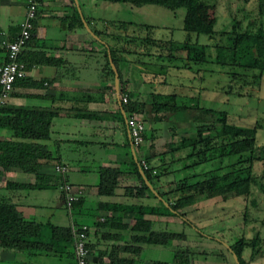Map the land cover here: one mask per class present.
<instances>
[{
    "label": "trees",
    "instance_id": "1",
    "mask_svg": "<svg viewBox=\"0 0 264 264\" xmlns=\"http://www.w3.org/2000/svg\"><path fill=\"white\" fill-rule=\"evenodd\" d=\"M102 1L126 4L135 8L143 5H155L170 11L184 8L185 13L190 7H198L201 9L208 5L203 0ZM253 1L255 2L258 15V23L254 27L252 24L244 27L239 22L240 20L232 18L227 29L225 26L223 29L214 30V19L212 18L208 23L207 29H201L200 31H185L182 29L184 33L182 38H173L171 36L172 31L165 27L162 28L168 34L165 35L163 33L160 34V37L154 38L152 37V31L156 27L144 23L120 22V28L125 29L126 32L134 24L140 30H143L144 35L140 37L142 45L140 50L125 47L130 42H127L128 39L123 36L124 31L120 32L122 35L118 33L117 35L111 33L107 35L114 44L103 42V39L100 37V35L105 34L102 31L103 29L91 30L87 19L83 16L80 19L76 8L73 9L70 15L69 27H82L81 20L83 19V22L90 29V32L95 36L96 40L101 41V46L104 47L102 51L103 63L100 69L102 81L112 82L113 78L107 55L117 73V92L121 112H116V118L121 120L122 115H125V118L127 116H136L143 122L144 130L142 133V141L137 149L132 148L134 159L132 158L130 161V167L128 169V174L134 177L137 186H125L124 191L135 199L142 197L155 199L153 205H141L140 203L129 206L100 204L105 210L120 212L115 215L116 217L108 216L104 218L99 223L100 226L116 223L114 227L123 230L128 229L133 233L130 239L137 244H143V246H170L172 241L185 242L186 235L183 232H170L153 228L154 221L158 220L159 217L174 216L181 222H186L187 219L184 217V210L192 206L198 196H203L204 198L219 196L221 199H225L227 195L232 194L236 197L245 198L249 195L252 186L262 190L263 185L259 183L262 175L256 176L252 170L254 161H264V143L260 145L255 143V126L248 127L232 123L228 119L227 112L201 106L197 96H184V94L180 95L176 92L168 93L158 90L148 91L146 93L145 91L143 93L134 90L128 91L123 87L120 74L121 64L123 65L125 62L123 57L125 54L134 55L133 57L138 60L146 58L148 64L162 70L166 78L168 75L165 73L169 69L176 71L188 69L189 72L195 73L197 72L196 67L207 61L206 49H208V45L197 42V36L203 35L208 40H213L212 47H214L215 54L214 59L211 60L223 66V63L218 59L219 51L217 49L224 47L229 52V61L226 62V65L235 68V73H232V79L235 77L233 81H237L249 74L251 83L255 87V84L264 73V0ZM32 24L34 29L35 19ZM221 35H224L225 41L227 42L225 46H219L214 42ZM31 36L25 42L17 56V60L23 64L24 70H29L35 57H37L39 64L57 66L60 62L59 59L43 57L39 53L30 61L29 57L32 53L27 51L26 47H28V44L32 40ZM120 37L124 38L127 44L117 49L115 44H117ZM1 54L2 57L0 56V59L4 60L2 50H0ZM179 62L181 63V65L179 64L180 66L178 65ZM156 64L158 65L154 66ZM198 71L202 70L198 67ZM249 71H255L256 73H249ZM196 80L198 78L191 77L189 82L194 86L193 82L196 83ZM44 82L48 83L45 80ZM41 83L33 82L27 76H24L15 79L12 83V88H28L35 85L41 87ZM193 86L188 87V89H191ZM105 88H111V85H105ZM176 88H173V90ZM228 88L230 89V85ZM229 92H233V94L238 96L243 95L241 90L240 92L229 90ZM121 96L125 97L124 103L120 101ZM55 114L56 111L50 108L10 106L6 103L0 107V128L10 132L8 139L0 138V176L10 169L15 168L22 173L32 175L37 183H40L38 181L41 178V174L39 173L40 166L50 162V154L45 146L38 141L48 138L50 122ZM159 124L169 128V133L165 137L166 139L163 144L157 147L154 146L156 143L152 132H154L153 126ZM141 149H143L141 158L145 162V167H141L138 164L136 153ZM223 162L225 163L216 167L213 171H206L201 174L191 173L189 177H199L193 182L188 181L185 176V170L187 169L192 170L200 165L220 164ZM173 164L179 165L178 168L171 169V165ZM138 170L143 174L144 179L151 187L150 189L142 180ZM125 172L127 171L121 169L119 166H97V194L112 195L118 185L119 178ZM174 172H181V179L174 184L172 189L163 191L159 184L160 178H164ZM49 179L52 181L51 178ZM59 184L71 186L66 180V168L59 177L53 179L51 186H55L56 188ZM12 185L17 188H41L38 184L5 183V187H11ZM58 191L60 192L59 189ZM169 193H171L172 199L166 197ZM78 196L76 200L70 201V210L78 205L80 200ZM60 197L67 214L70 215V210L68 211L64 205L65 203L63 202L61 192ZM147 216H151L153 219H149ZM122 217L131 220L129 226L121 223ZM72 223L75 225L74 222ZM45 229L49 233L48 242H44L42 239ZM198 231L202 230L199 229ZM209 238H212V235ZM58 240L63 243L64 247L67 244H71L72 246L69 225L59 227L26 220L9 203L7 198L0 196L1 249L11 251L46 250L50 248V241L54 242ZM227 241H230V243H227V251L230 255H235L237 264H248L241 257L242 251L248 248L250 255H254L259 239L257 235H253L248 239L242 235H234L230 236ZM86 246L88 248L87 243ZM140 250V246L131 248V251L136 254ZM111 254L112 252L110 251L107 253V256L110 258ZM194 254L195 252L191 249L185 247L182 249L178 248L173 251L172 258L169 262L152 261L151 264H190L191 257Z\"/></svg>",
    "mask_w": 264,
    "mask_h": 264
},
{
    "label": "crops",
    "instance_id": "2",
    "mask_svg": "<svg viewBox=\"0 0 264 264\" xmlns=\"http://www.w3.org/2000/svg\"><path fill=\"white\" fill-rule=\"evenodd\" d=\"M75 1L77 7L85 10L86 15L81 16L87 19L91 30H100L99 23H109L110 19L101 11L95 17L90 14L91 9L104 7L102 0ZM74 8L73 0H40L32 40L26 50L32 53L30 61L39 53L43 57L59 59L60 62L57 66L39 64L35 57L26 76L33 82H42V86L13 87L6 104L56 111L50 122L48 138L38 141L49 152L50 162L40 166V183L32 175L15 168L2 174L0 196L7 198L26 220L59 227L74 222L75 225L87 227L88 260L91 264H143L139 259L140 252L136 254L131 251L134 246H140L141 249L143 246L130 239L133 234L131 231L114 227L116 223L99 225L104 218L120 213L105 210L100 204L153 205L155 199H135L124 191L125 186H137L134 177L128 174L134 156L130 152L123 120L125 115H122L121 120L116 118L120 104L118 92L116 96L113 89V79L112 82H105L100 77L104 49L101 41L92 40L88 27L86 31L83 25L78 28L57 23L61 17L70 23ZM24 11V0H0V31L4 38L10 40L17 33ZM104 36L100 35L102 41L112 44ZM133 56L125 54V62L120 67L126 90L146 93L157 91L158 87H170L163 80H148L150 64L146 58L138 60ZM105 85H111V88H105ZM26 100L30 101L29 105L25 104ZM153 127L154 146L160 147L169 128L160 124ZM9 135L8 130L0 128V138L8 139ZM136 154L137 158L141 157L143 149ZM55 165L66 168L67 182L79 191V203L70 210V215L63 206L57 187L51 186L53 179L57 178L53 172ZM97 166H119L127 171L119 178L112 195L97 194ZM6 182L38 184L41 188L5 187ZM130 221L126 217L121 219V223L128 226ZM48 235L45 229L42 235L44 242L49 241ZM50 242V248L46 250L11 251L0 248V264H74L71 244L64 247L60 240ZM110 251L112 254L109 258L107 253Z\"/></svg>",
    "mask_w": 264,
    "mask_h": 264
},
{
    "label": "rangeland",
    "instance_id": "3",
    "mask_svg": "<svg viewBox=\"0 0 264 264\" xmlns=\"http://www.w3.org/2000/svg\"><path fill=\"white\" fill-rule=\"evenodd\" d=\"M203 1L208 5L201 9L190 7L186 13L184 8H178L174 11L155 5H143L135 8L126 4L103 1L105 3L103 4L104 7L100 6V8L91 9L90 14L95 17L101 11L110 19L109 23H99L101 24L99 29H103L102 31L105 32L102 36L110 33L122 35L120 32L124 31L123 36L128 39L127 42H130L125 47L129 49L136 48L137 50L142 48L140 37L144 35L143 30H140L134 24L126 32L125 29L120 28V22L144 23L156 27L152 31V37L154 38L160 37V34L163 33L165 35L168 34L162 27L169 28L168 30L172 31L171 36L173 38H182L184 35L182 29L185 31L207 29L208 23L212 18L214 19V30L223 29L225 26L227 29L232 18L240 20L239 22L244 27L246 25L250 26V24L254 27L258 23L256 5L253 0ZM78 9L80 12L81 7H78ZM80 14L86 15L85 10L81 9ZM57 23L61 26L69 24L68 20L63 17L59 18ZM197 37L198 43L208 45V49H206L207 61L196 67L197 72L192 73L188 69L179 71L169 69L165 73L168 75L166 78L162 70L158 67L150 66L147 71L148 80H163L168 86L170 85L169 88L167 86L166 88L158 87V91L176 92L180 95L184 94V96H197L201 106L224 110L227 112L228 119L234 124L248 127L255 126V143L257 145L263 144L264 73L255 84V87L251 83L249 74L237 81H233L235 77L232 79V73H235V68L226 65V62L229 61V52L224 47H219L217 49L219 51L218 59L223 63V66L216 64L211 60L214 59L215 54L214 47H212L213 40H208L203 35H198ZM214 42L219 46L227 45L224 35H221ZM124 44H127L126 40L120 37L115 47L120 49L122 45L124 47ZM179 64L181 65L180 62ZM198 67L202 71H198ZM249 73L256 72L249 71ZM191 77H196L199 80H196V83L193 82L194 86L189 82ZM229 85L230 89L228 88ZM191 86L193 87L188 89ZM173 88L176 89L173 90ZM229 90H236V92L241 90L243 95H235ZM26 102L25 104H30V101L26 100ZM224 163L204 164L192 170L187 169L185 170V176L188 181L193 182L199 177H189L191 173L201 174L206 171H213ZM178 166L173 164L171 169L178 168ZM252 170L256 176L262 175L259 179V183L263 185L262 190L252 186L249 195L245 198L236 197L232 194L227 195L225 199H221L219 196L212 198L198 196L195 203L184 210L186 222H181L174 216L159 217L158 220L154 221L153 228L170 232H183L186 235V241H172L170 246L164 247L158 245L142 246L139 259L143 264H151L152 261L169 262L173 251L184 247L195 252L191 257L190 264H235L226 248L227 243H230L227 239L234 235H242L247 239L257 235L259 241L254 255H250V250L245 248L241 257L248 264H264V161H254ZM181 177V172H174L164 178H160L161 189L169 191ZM166 197L168 199L173 198L171 193ZM147 218L153 219L151 216H147ZM199 229L202 231H198ZM211 235L212 238H209ZM217 239L218 241H216Z\"/></svg>",
    "mask_w": 264,
    "mask_h": 264
},
{
    "label": "built area",
    "instance_id": "4",
    "mask_svg": "<svg viewBox=\"0 0 264 264\" xmlns=\"http://www.w3.org/2000/svg\"><path fill=\"white\" fill-rule=\"evenodd\" d=\"M24 3L25 11L23 18L18 25V31L13 39L8 40L4 38L3 33L0 31V50H2L4 58V60L0 59V107L5 105L10 96L14 80L26 76L24 66L17 60V56L31 36L33 31L32 22L35 19L40 0H24ZM0 56L2 57V54ZM120 101L124 103L125 97L121 96ZM125 127L131 147L137 149L142 141L143 122L136 116H127L125 118ZM138 164L141 167H145V162L141 157H138ZM64 171L65 167L62 165H55L53 167L56 177H59ZM57 188L62 193L64 205L69 211L70 201L76 200L79 195L78 189L67 184H59ZM86 229L84 225H69L74 264H91L88 260L89 251L86 246Z\"/></svg>",
    "mask_w": 264,
    "mask_h": 264
},
{
    "label": "water",
    "instance_id": "5",
    "mask_svg": "<svg viewBox=\"0 0 264 264\" xmlns=\"http://www.w3.org/2000/svg\"><path fill=\"white\" fill-rule=\"evenodd\" d=\"M73 1H74V3H75V8H76V10H77V13H78V15H79V17H80V19H81V14H80L79 9H78V7H77V5H76V1H75V0H73ZM81 21H82V25H83V27L86 29V31H88L87 26H86L85 23L83 22V19H82ZM88 33H89L93 38H95V36H93V34H92L90 31H88ZM95 39H96V38H95ZM107 60H108V63H109V67H110V69H111V71H112V73H113V78H112V79H113V89H114V92H115V94H116V96H117V87H118V85H117V73H116V71H115L114 66L111 64V62H110V60H109V58H108V55H107ZM124 118H125V117H123V120H124ZM129 145H130V143H129ZM130 152H131L132 156H134L131 145H130ZM138 171H139V173H140V175H141V177H142V180H143L144 183L147 185V187L150 189L151 187L149 186V184H148V183L146 182V180L144 179L143 174L141 173L140 170H138ZM231 256H232V259L234 260L235 264H237L235 255H234V254H231Z\"/></svg>",
    "mask_w": 264,
    "mask_h": 264
}]
</instances>
